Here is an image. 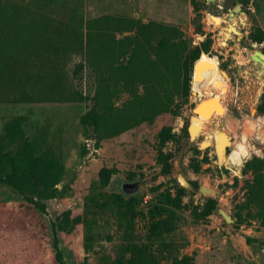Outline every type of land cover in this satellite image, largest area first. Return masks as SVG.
<instances>
[{
  "label": "rangeland",
  "instance_id": "1",
  "mask_svg": "<svg viewBox=\"0 0 264 264\" xmlns=\"http://www.w3.org/2000/svg\"><path fill=\"white\" fill-rule=\"evenodd\" d=\"M44 2L0 0L34 12L40 11ZM199 3L197 27L192 22L190 0H50V8L59 12L65 7L75 8L84 19L113 15L175 26L190 48L208 38V53L200 60L206 58L215 64L199 63L195 79L206 80L210 96L226 89L220 98L224 113L209 119L204 129L192 130V108L205 98L206 90L194 97L197 93L193 91L192 75L188 103L179 109L178 116L160 114L151 124L143 123L103 139L96 147L93 139L82 137L79 126V118L94 107L95 84L86 68L77 78L71 77L73 67L83 63L77 55L67 60L65 71L73 89L84 97L81 102H0V135L10 118L24 116V138L31 141L43 135L54 145L59 142L64 167L53 198L43 201L44 212L0 186V264H110L117 256L127 258L135 249L150 256L153 264H173L183 257L192 264H264V228L255 218L239 226L234 223L236 206L244 200L243 183L251 178L241 174L243 164L253 155L264 159V137L260 140L253 131L254 125H260L264 132V124L258 122L264 116L257 112L264 74L250 58L253 51L262 52L264 41L256 44L248 39L254 26L264 34V0ZM233 4L240 10L228 20ZM230 22L235 24L228 26ZM126 35L129 33L115 38ZM127 98L125 93L120 94L113 106L119 107ZM189 121L191 140L167 142L161 147L163 153L173 155L170 173L163 175L155 162L157 133L166 126L180 134ZM214 130L221 132L210 137ZM101 168L115 170L105 186L98 179ZM176 173L194 188L181 189L179 208L166 203L163 197H176ZM135 181L139 182L137 191L122 194L120 185ZM199 185L210 189L214 196L211 192L197 193ZM145 194L151 199L143 207L140 199ZM207 198L215 200V209L205 219L195 220L193 210H199ZM129 199L134 201L126 204ZM154 207L159 214L151 217L148 211ZM217 209L233 222L225 223ZM66 214L69 219L79 216L84 223L71 224L67 231H61L57 224ZM157 220L161 226L154 237L150 224Z\"/></svg>",
  "mask_w": 264,
  "mask_h": 264
},
{
  "label": "trees",
  "instance_id": "2",
  "mask_svg": "<svg viewBox=\"0 0 264 264\" xmlns=\"http://www.w3.org/2000/svg\"><path fill=\"white\" fill-rule=\"evenodd\" d=\"M44 1L41 10L35 12L19 4L0 3V102H81L84 97L73 89L65 71L67 60L77 55L83 63L73 67L71 77L77 78L86 68L95 84L94 107L79 118V126L82 137L93 139L98 147L101 140L143 123L151 124L160 114L178 116L179 109L188 103L191 69L196 60L199 61L192 74L193 91L200 95L206 89V80L195 77L199 63L215 64L206 58L200 60L208 53V38L190 48L175 26L113 15L84 19L75 8L65 7L59 12L50 8V0ZM190 5L194 14L192 22L198 27L201 5L199 0H190ZM123 33L129 35L115 38ZM248 39L260 44L264 34L254 26ZM261 53L264 55V49ZM122 93L128 98L114 107V100ZM257 112L264 116V87ZM24 121V116H17L3 125L0 186L9 188L44 212L43 201L53 198L55 186L64 172L60 143L54 145L43 135L27 141L22 131ZM187 138L185 126L180 134L172 133L166 126L158 131L155 162L161 166L163 175L170 173L169 161L173 155L163 153L161 147L167 142L177 143ZM114 172V169L101 168L98 172L100 184L105 186ZM241 174H249L251 178L243 183L244 200L236 206L234 223L239 226L246 219L255 218L264 228V159L253 155L244 162ZM176 193L175 198L168 194L163 197L166 203L179 208L183 190L177 188ZM133 201L129 199L125 203ZM215 206V200L207 198L199 210H193L194 219H205ZM155 214H159L156 207L148 211L151 217ZM64 217L57 224L61 231H67L71 224L84 223L79 216L69 219L68 214ZM160 226L158 220L150 224L154 237ZM110 264H153V260L135 249L127 258L117 256ZM173 264L192 262L183 257Z\"/></svg>",
  "mask_w": 264,
  "mask_h": 264
},
{
  "label": "water",
  "instance_id": "3",
  "mask_svg": "<svg viewBox=\"0 0 264 264\" xmlns=\"http://www.w3.org/2000/svg\"><path fill=\"white\" fill-rule=\"evenodd\" d=\"M240 10V6L239 5H235L232 8L231 13L228 14L227 19L229 20L234 13H237ZM251 60L255 63L256 66H258L260 72H262V74H264V55L259 52V51H253L252 55L250 56ZM197 61V60H196ZM196 61L193 63L192 65V69H191V79H192V74H193V70H194V64L196 63ZM209 99V98H207ZM206 100V99H205ZM204 101V99L202 100ZM218 103L220 106H222V102L221 99H218ZM200 103H196L195 106L192 108V113L194 111V108H196ZM217 112V109H214L211 114H215ZM200 114L199 113H193V115L190 117V121L192 119H197L198 116ZM190 121H189V125L187 126V134H188V139L191 140V127H190ZM175 181L178 185V187L180 189L183 190H188V191H194L193 186L191 185V183L189 181H187L181 173H176L175 175ZM139 186V182L135 181L133 183H123L120 185V190L122 192V194L124 195H130V194H134ZM206 192H211L212 196H214V192H212L210 189L204 188V186L199 185L198 189H197V193L204 195ZM217 213L221 216V218L223 219V221L225 223H232L233 220L231 219V217L229 215H227L223 210L221 209H217Z\"/></svg>",
  "mask_w": 264,
  "mask_h": 264
},
{
  "label": "bare ground",
  "instance_id": "4",
  "mask_svg": "<svg viewBox=\"0 0 264 264\" xmlns=\"http://www.w3.org/2000/svg\"><path fill=\"white\" fill-rule=\"evenodd\" d=\"M231 24L233 25L235 23H233V22L231 23L230 22L228 24V26H230ZM195 64H194V66H195ZM209 68H210V70L216 69L215 67H209ZM205 69H207V68H205ZM193 72H194V70H193ZM221 74H223V73L221 72ZM223 76H225V75L223 74ZM225 78H224V81H225ZM225 92H226V89L223 88V89L219 90L217 94H214V95L210 96L209 95V93H210V87L205 90V93H204V95H205L204 101L200 100L199 101L200 104L194 109V112H193V113H199L200 115L198 116L197 119H193L194 126H193L192 130L193 129L194 130H199L201 128L204 129L205 128V123L208 122L209 119H211L213 117H221V116H223V113H224L223 106H220L219 105L218 99L222 98V96L225 95L224 94ZM196 96L198 97V94H195L194 95L195 98H196ZM207 98H209V99H207ZM214 109H217V112L215 114H211V112ZM224 116H226V115H224ZM258 122H260V124L263 125L264 124V118H262V117L261 118H258ZM261 128L262 127H260V125L257 126V127L254 125V128H253V131L258 134L260 140H261V136L264 137V132L261 131ZM220 132H221L220 130H218V131L217 130L211 131V133L209 134V136L210 137L218 136V134Z\"/></svg>",
  "mask_w": 264,
  "mask_h": 264
},
{
  "label": "built area",
  "instance_id": "5",
  "mask_svg": "<svg viewBox=\"0 0 264 264\" xmlns=\"http://www.w3.org/2000/svg\"><path fill=\"white\" fill-rule=\"evenodd\" d=\"M151 197L147 194L143 195L140 199V203L143 207L149 205Z\"/></svg>",
  "mask_w": 264,
  "mask_h": 264
}]
</instances>
